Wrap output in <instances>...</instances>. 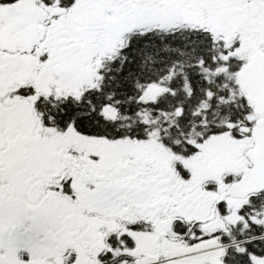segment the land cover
<instances>
[{"label": "snow or ice", "instance_id": "obj_1", "mask_svg": "<svg viewBox=\"0 0 264 264\" xmlns=\"http://www.w3.org/2000/svg\"><path fill=\"white\" fill-rule=\"evenodd\" d=\"M0 264H264V0H0Z\"/></svg>", "mask_w": 264, "mask_h": 264}]
</instances>
